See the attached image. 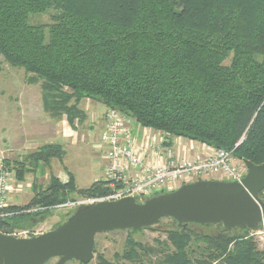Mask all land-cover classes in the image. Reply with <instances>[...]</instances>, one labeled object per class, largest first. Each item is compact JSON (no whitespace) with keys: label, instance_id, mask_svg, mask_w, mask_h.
Instances as JSON below:
<instances>
[{"label":"trees","instance_id":"16d2710c","mask_svg":"<svg viewBox=\"0 0 264 264\" xmlns=\"http://www.w3.org/2000/svg\"><path fill=\"white\" fill-rule=\"evenodd\" d=\"M45 13L46 22L34 21ZM0 57L39 84L46 114L73 129L86 120L81 103L90 100L168 139L264 162V0H0ZM60 150L44 143L29 153L33 165L11 162L16 178L60 158ZM32 191L25 205L6 209L1 229H26L71 193L101 197L108 186L98 179L78 188L68 174ZM190 225L198 224L166 229L153 247L128 239L123 256L140 257L138 247L149 264H264L251 229L218 223L221 230L208 234Z\"/></svg>","mask_w":264,"mask_h":264},{"label":"rangeland","instance_id":"374dc122","mask_svg":"<svg viewBox=\"0 0 264 264\" xmlns=\"http://www.w3.org/2000/svg\"><path fill=\"white\" fill-rule=\"evenodd\" d=\"M48 16V13L37 15L34 21L46 22ZM40 95L38 83H28L23 69L10 67L0 57V151L7 155L9 166L13 167L14 161L30 166L32 161L29 153L44 143H60L61 150L56 155L64 150L60 158L50 157L46 161L37 162L33 170L25 172L22 179L16 178L15 175L16 187H19L20 191L12 201L17 206L25 205L29 201L33 195V185L44 187L52 177L66 180L68 174H72L76 186L86 188L103 175L102 150H97L95 144L102 131L103 116L108 108L103 104L84 100L81 104L91 115L87 114L86 120L82 124H77L74 129L68 124L63 129L58 126L56 119H52L43 111ZM87 103H89V108L86 107ZM13 170L15 171L14 167ZM212 177H214L212 179L220 180L216 175ZM258 196L264 201V189L259 192ZM85 199L77 193H71L67 201L48 208L42 220L30 219L31 226L23 229L26 231V236L38 235L55 228L82 206ZM29 212L27 210L26 213ZM176 224L172 218L163 217L150 228H143L137 232H132L131 229L100 232L95 236L93 259L84 264H100V260H107L110 264H149L145 257L141 258V251L138 247L136 249L140 257L127 259L123 256L124 249L129 243L128 239L147 247H153L157 245L155 239L159 242L165 240L164 231L176 227ZM189 228L195 232L208 234L221 230L218 223L209 224V226L190 225ZM251 234L259 248L264 249V214L258 227L251 230ZM191 245L195 247L196 243L193 242ZM152 259L154 261L155 257ZM57 260V257L51 258L46 264H55ZM150 263L153 264V262ZM65 264L81 263L77 260H70Z\"/></svg>","mask_w":264,"mask_h":264},{"label":"water","instance_id":"95a60500","mask_svg":"<svg viewBox=\"0 0 264 264\" xmlns=\"http://www.w3.org/2000/svg\"><path fill=\"white\" fill-rule=\"evenodd\" d=\"M241 182L200 179L142 202L133 196L97 201L78 207L55 228L30 237L0 233V264H55L93 259L95 236L111 230L141 229L170 217L188 223H221L227 230L256 229L263 219L264 162L244 161Z\"/></svg>","mask_w":264,"mask_h":264},{"label":"built area","instance_id":"2783aa9c","mask_svg":"<svg viewBox=\"0 0 264 264\" xmlns=\"http://www.w3.org/2000/svg\"><path fill=\"white\" fill-rule=\"evenodd\" d=\"M209 147L198 153L182 137L168 139L166 134L140 126L132 117L109 108L95 144L97 150H102L100 179L104 184L107 181L108 191L101 197L86 198L84 204L126 196L145 200L214 175L221 181L241 182L247 171L244 161L232 150ZM7 161V155L0 151V218L7 215L6 209L14 205L12 200L20 191L15 171ZM0 233L28 237L23 229L7 232L0 228Z\"/></svg>","mask_w":264,"mask_h":264},{"label":"crops","instance_id":"0c3cea01","mask_svg":"<svg viewBox=\"0 0 264 264\" xmlns=\"http://www.w3.org/2000/svg\"><path fill=\"white\" fill-rule=\"evenodd\" d=\"M86 107L89 108V103L86 104ZM86 112H87V110H86ZM87 114H88V116H89V114L91 115V113H87ZM57 124H58V126L60 128H63L64 129L65 126H66V124H68V123H67V121L64 118H61V119H57ZM57 124H55V125H57ZM183 140L186 142V144H191L193 146V149L192 150L193 151H197L198 153H201V152L207 150L208 148H210L209 146L204 145L203 143L198 142V141L189 140V139H186V138H183Z\"/></svg>","mask_w":264,"mask_h":264}]
</instances>
